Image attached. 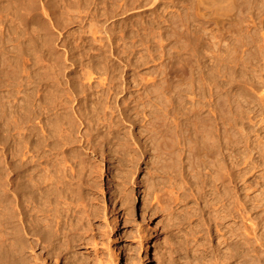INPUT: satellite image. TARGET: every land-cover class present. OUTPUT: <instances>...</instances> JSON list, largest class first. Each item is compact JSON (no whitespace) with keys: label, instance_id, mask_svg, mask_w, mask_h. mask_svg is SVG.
<instances>
[{"label":"rangeland","instance_id":"obj_1","mask_svg":"<svg viewBox=\"0 0 264 264\" xmlns=\"http://www.w3.org/2000/svg\"><path fill=\"white\" fill-rule=\"evenodd\" d=\"M219 84L224 101L218 98ZM111 85L118 87V97L110 96ZM35 89L36 102L45 106L38 115ZM51 102L59 113L71 112L73 129L66 135L76 140L69 138L74 143L57 153L69 156L59 169H66V177L76 171L77 184L74 197L58 196L56 209L46 199L18 192L15 176L20 161L30 165L26 174L36 170V180L50 169V158H41L48 147L43 144L41 151L37 144ZM96 102L107 103L106 113L99 122L93 119L98 125L92 120L93 127L81 126L72 115ZM135 102L147 115L120 122L117 104ZM157 107L170 127L189 123L198 136L212 132L214 139L221 122L229 144L223 155L201 167L188 151L179 160L163 155L164 162L150 147L134 151L126 141L133 132L151 146L144 132ZM102 120H108L106 127ZM33 128L41 133L32 136ZM172 140L165 137L168 151ZM233 141L239 142L238 151ZM20 208L27 226L34 219L54 221L53 235L24 230L27 246L21 254ZM0 218V264H264V0H0Z\"/></svg>","mask_w":264,"mask_h":264},{"label":"bare ground","instance_id":"obj_2","mask_svg":"<svg viewBox=\"0 0 264 264\" xmlns=\"http://www.w3.org/2000/svg\"><path fill=\"white\" fill-rule=\"evenodd\" d=\"M212 1H214V0H212ZM218 1V0H217ZM226 1V0H225ZM221 54V53H220ZM223 60V59H222ZM223 68V67H222ZM221 69V68H220ZM95 76V75H94ZM82 77V76H81ZM80 77V78H81ZM89 77H87L86 79H88ZM96 78V77H95ZM110 78H111V76H110ZM37 79H39V78H37ZM42 79V78H41ZM50 80H51V78H49ZM54 79V78H53ZM83 79H84V76H83ZM85 79V80H86ZM90 79H91V77H90ZM106 79V78H105ZM116 80H117V78H115ZM119 79H121V78H118V81H119ZM44 80H46V78L44 79ZM56 80V79H55ZM59 80V79H58ZM91 80H93V78L91 79ZM96 80H97V78H96ZM95 80V81H96ZM108 80H110V79H108ZM108 80H106V81H103V83L104 82H107ZM112 80V79H111ZM110 80V81H111ZM116 80H115V82H116ZM122 80V79H121ZM37 81V80H36ZM49 81V80H48ZM54 81V80H53ZM77 81V80H76ZM80 81V80H79ZM81 81H83L82 79H81ZM87 81V80H86ZM89 81V80H88ZM100 81V80H99ZM113 81H114V79H113ZM125 81V80H124ZM38 82V81H37ZM51 82V81H50ZM56 82V81H55ZM54 82V83H55ZM58 82V81H57ZM73 82H75V81H73ZM78 82V81H77ZM84 82V81H83ZM82 82V83H83ZM90 82V81H89ZM92 82V81H91ZM97 82V81H96ZM120 82H122V81H120ZM222 82V81H221ZM39 83V82H38ZM37 83V84H38ZM42 83H43V81H42ZM81 83V82H80ZM109 83H111V82H109ZM127 83V82H126ZM36 84V83H35ZM56 84H58V83H56ZM93 84H96V83H94L93 82ZM98 84V83H97ZM99 84H100V82H99ZM102 84V83H101ZM105 84V83H104ZM107 84V83H106ZM113 84H114V82H113ZM117 84V83H116ZM34 85V84H33ZM39 85V84H38ZM41 85V84H40ZM103 85V84H102ZM109 85V84H108ZM118 85V84H117ZM122 85V84H121ZM120 85V86H121ZM127 85V84H126ZM84 86V85H83ZM85 86L87 87V85L85 84ZM97 86V85H96ZM100 86V85H99ZM99 86H97V87H99ZM105 86H107V85H105ZM112 86V88H108V89H110L109 91H110V96H112V94H114V95H116L117 97H118V93H119V90H118V87L116 88V87H113V85H111ZM34 87H38L37 85H34ZM91 87V86H90ZM92 87H94V89L96 88L95 86H93L92 85ZM100 87H103V86H100ZM124 87V86H123ZM128 87V86H127ZM131 87V86H130ZM129 87V88H130ZM134 87V86H133ZM219 87H220V97H218V98H220L219 100H222V101H224L222 98H223V92H222V88L224 87H222L220 84H219ZM75 87H73L72 89H74ZM82 88V87H81ZM84 88V87H83ZM89 88V87H88ZM105 88V87H104ZM121 88V87H120ZM119 88V89H120ZM76 89H78V88H76ZM79 89H80V87H79ZM85 89V88H84ZM92 89V88H91ZM90 89V90H91ZM93 89V90H94ZM99 89V88H98ZM107 89V90H108ZM133 89V88H132ZM101 90H103V89H101ZM106 90V89H105ZM104 90V91H105ZM129 90V89H128ZM72 91V90H71ZM77 91H79V90H77ZM80 91H81V89H80ZM85 92H86V89L84 90ZM83 91V92H84ZM121 91H122V89H121ZM120 91V92H121ZM127 91V90H126ZM138 91V90H137ZM34 92V94H33V98H34V101L36 102L37 101V97H38V89H35V91H33L32 90V93ZM84 92V93H85ZM87 92H88V89H87ZM96 92V91H95ZM106 92V91H105ZM129 92H131V91H129ZM135 92V91H134ZM72 93H75L76 94V91L75 92H72ZM98 93V92H97ZM104 93V92H103ZM107 93H108V91H107ZM69 94L71 95V92H69ZM75 94H73L74 95V97H75ZM77 94H79L80 95V92H78ZM81 94H82V92H81ZM86 94V93H85ZM99 94V93H98ZM102 94V91H101V93H100V95ZM121 94V93H120ZM119 94V95H120ZM124 94V93H123ZM30 95H31V93H30ZM97 95V94H96ZM107 95H109V94H107ZM97 96H99V95H97ZM106 96V94L104 95V97ZM130 96H132V95H130ZM134 96V95H133ZM136 96H139V95H137L136 94ZM31 96H29V98H30ZM40 97V96H39ZM45 97V96H44ZM64 97V96H63ZM65 97H67V96H65ZM73 97V96H72ZM72 97H70V98H72ZM73 97V98H74ZM77 97V96H76ZM75 97V98H76ZM101 97V96H100ZM103 97V98H104ZM108 97V96H107ZM115 97V96H114ZM116 97V98H117ZM139 97H141V96H139ZM42 98V97H41ZM47 98V97H46ZM45 98V99H46ZM55 98V97H54ZM62 98V97H61ZM69 98V99H70ZM109 98H111V97H109ZM122 98V97H121ZM123 98H124V96H123ZM64 99V98H63ZM100 98H98V100H99ZM101 99H102V97H101ZM114 99V98H113ZM113 99H110L111 101L110 102H113L112 100ZM125 99V98H124ZM124 99H123V101H124ZM127 99V98H126ZM125 99V100H126ZM142 100H143V98H141ZM141 99H139V100H141ZM30 100H31V98H30ZM47 101H48V99H46ZM50 100H52L51 98H50ZM75 100V99H74ZM97 100V99H96ZM97 100V101H98ZM103 100V99H102ZM119 100H120V98H119ZM128 100H131V99H128ZM127 100V101H128ZM137 100V99H136ZM32 102H33V100H31ZM38 101H39V98H38ZM42 101L43 100H41V103H42ZM55 101V100H54ZM57 101H58V98H57ZM64 101V100H63ZM68 101V99L66 100V102ZM100 101V100H99ZM104 101V100H103ZM106 101H107V99H106ZM105 101V102H106ZM144 101V100H143ZM31 102V103H32ZM44 102V101H43ZM62 102V101H61ZM69 102V101H68ZM104 102V103H105ZM133 102V101H132ZM141 103H142V101H140ZM31 103H30V106H31ZM39 103V102H38ZM37 102L36 103H34L33 104V114L35 113V115L37 114L38 115V113L39 112H42V110H41V108L43 107V105L42 104H38ZM52 103V102H51ZM96 103H98V102H96ZM115 103V102H114ZM118 103V102H117ZM122 103V102H121ZM128 103V102H127ZM134 103V102H133ZM132 103V104H133ZM138 103V102H137ZM144 103V102H143ZM142 103V104H143ZM146 103V102H145ZM144 103V104H145ZM53 105H51V106H53V108L50 106V104H46L47 106L49 105V107H51V109H50V112H51V114H50V112L48 111V109H49V107L47 108V111L49 112V115H50V118L48 119V122H47V124H45V125H43V127L42 128H44V133L42 132V134H44L41 138H43V140L42 141H40L39 140V138H40V136H39V138L37 139V141H36V144H37V142H38V140H39V142H38V147L39 148H41V146L44 144V148H45V146L46 147H48V149L46 150V151H48V153H46V156H43L41 153V155H42V157L41 158H45V157H48V158H50V160H49V165L50 166H48V167H50V169H49V171H47L46 173H45V175L46 176H44V175H42V176H39V178H38V180H36V178H37V176L38 175H36L35 174V171L33 172H30V173H28V174H26L27 172V170H28V168H30V167H28V166H30V165H28L27 163L25 164L24 162H22V161H20V163L18 164V166H17V169H16V172H15V176H16V181H17V190H18V192H20L22 195H25L27 192L29 193V195H30V198H31V200H33V199H37V197H39V198H41V199H46V201H49L50 202V204L51 205H53V207H55L54 205H56V207H57V205L58 204H60V202H59V200H58V198L59 197H61V196H59L61 193H66L67 194V196L70 198V197H74V191H76V190H74V185L75 184H77V182L75 183L74 181L75 180H77L76 178L77 177H75V173H76V171L73 169V171H75V173L73 174V175H69L70 176V178H69V176H67L66 177V175H65V173H64V171L66 170H62V169H59V168H62L60 165H62L63 163L65 164V161L62 163V161H63V159L64 158H62V156H60L61 158H59L58 157V155H57V153L60 151L59 149H62L63 148V146H65V145H68L72 140H74V139H72L71 137H70V135H69V133H68V135H66L67 134V132L66 131H68V132H70V128H72V125H73V123H74V121L73 122H71V120H70V118L68 117V115L69 114H71V112L70 113H68L67 112V110L64 108L65 107V104L63 105L62 103H61V105H60V107L59 108H63V109H65V113H59L60 111H59V109L58 110H56L57 108H56V106H57V104H55V103H52ZM55 104V105H54ZM69 104V103H68ZM111 103H109V105H110ZM135 104H136V102H135ZM141 104V106H144V104L142 105ZM146 104H148V103H146ZM152 104V103H151ZM221 104H223V103H221ZM28 105V104H27ZM59 105V104H58ZM96 105V104H95ZM98 105V106H97ZM96 106H94V107H92L91 109L90 108H85V111L84 112H79L78 111V113L76 114V113H74L72 116H75V119H76V121L78 120V121H80V125L82 126L83 124L84 125H86V124H88V125H90V126H88L89 128L90 127H93V124H92V126H91V124H89V122H91L92 123V120L94 119H97V121L99 122V116L101 117V114L103 115V114H105L106 113V110L107 109H105L104 107H105V105H106V107H108V105H107V103L106 104H102L101 102H99L98 104H97ZM118 105V108H116V111H118L119 112V116H120V118L119 119H121V121L120 122H122V121H125V122H127V121H129V123L128 124H130L131 122L133 123H135V122H139V120L143 117V115H147V113H145V114H140L141 112L140 111H143L142 109H140L141 107H139V106H137V104L135 105V106H132V107H130L128 104H127V106H122V105H124V103L123 104H121L120 106H119V104H117ZM125 105H126V101H125ZM130 105H131V103H130ZM46 106V107H47ZM114 107H115V105H113ZM29 107V106H28ZM28 107H26V108H28ZM32 107V106H31ZM113 107V108H114ZM134 107V108H133ZM144 107H146V105L144 106ZM164 107V106H163ZM223 107V106H222ZM20 108V107H19ZM23 108H25V107H23ZM67 108V107H66ZM110 108H111V106H110ZM161 108H162V106H161ZM21 109V108H20ZM42 109H45V106H44V108H42ZM81 109V108H80ZM144 109V108H143ZM156 109H158V107L156 108ZM8 110V109H7ZM16 110V109H15ZM24 110V109H23ZM26 110H28V109H26ZM30 110V109H29ZM31 110H32V108H31ZM56 110V112H54ZM61 110V109H60ZM109 110V109H108ZM114 109H112L111 110V113H112V111H113ZM140 110V111H139ZM164 110V109H163ZM167 110V109H166ZM170 110V109H169ZM62 111V110H61ZM68 111H71V110H68ZM75 111V110H74ZM147 111H149V110H147ZM222 111V110H221ZM27 112V111H26ZM32 112V111H31ZM66 112L68 113V114H66ZM110 112V111H109ZM114 112V111H113ZM144 112V111H143ZM163 111L162 110H154L153 111V113H151V115H150V117H151V119H152V117H153V120H155L154 122H151V123H153V125L152 124H150L149 122V125H148V128H149V126L150 125H152V127H150V130L149 131H145L144 133H146V134H148L150 137H148V138H150V140H151V146H148V145H144V143H142V136H141V138L140 137H136V136H134L133 134H136V133H131L132 135H131V137H129L128 135V137H129V139H126V141H127V144L131 147L132 145H134V148L136 147V149H133L134 151H137V153H139V150L140 151H142L143 153H145V151H148V150H146L147 148H149L150 147V149H154V152L156 151L157 152V160H160V161H163L162 160V157H163V155H165L164 157H166V156H168V158L169 159H176V160H179V159H181L182 157H184L185 156V154H186V152L188 151L189 152V155L191 156V158H192V160L193 159H195V161L197 160V162H198V164H199V166H203V165H205V164H207V161H208V159L211 157V156H217L218 158L220 157V156H222L223 154V152H222V149L228 144L227 142H226V140H224V134H223V131H224V126H223V124L221 123V122H219V124H217L218 126H217V128H215L216 129V134H215V138L213 139V136H211V135H213V133L212 132H210V133H212V134H210L209 132H207V134H202V136H198V134L197 135H194L193 134V132L191 131L192 129H193V127H192V129H189V128H187L188 127V124L186 123V125L187 126H184L183 124L182 125H179L178 124V126H176V127H170L171 125H168V123H165V121H164V119H161L160 117H161V115L159 116V114L160 113H162ZM171 112V111H170ZM220 112V111H219ZM18 113L21 115V111H18ZM44 113V112H43ZM46 113V112H45ZM115 113V112H114ZM150 113V112H149ZM217 113V112H216ZM92 114V115H91ZM108 114V113H107ZM116 114V113H115ZM165 114V113H164ZM172 114V113H171ZM221 114V113H220ZM39 115H41V113L39 114ZM44 115L45 114H43V117H44ZM47 115H48V113H47ZM109 115V114H108ZM108 115H106V116H108ZM23 116V115H22ZM27 116V115H26ZM25 116V117H26ZM28 116H31V114H29ZM46 116V115H45ZM98 117V118H95V117ZM105 116V115H104ZM111 117L113 116V115H110ZM110 116H109V118H110ZM118 116V117H119ZM165 116V115H164ZM167 116V115H166ZM217 116V115H216ZM41 117V116H40ZM103 117V116H102ZM114 117V116H113ZM145 117V116H144ZM170 117V116H169ZM34 118H37V116H35ZM104 119H107V118H105V117H103ZM147 118V117H146ZM165 118V117H164ZM167 118V117H166ZM20 119H21V116H20ZM24 119V118H23ZM27 119H29V117L27 118ZM38 119V118H37ZM40 119V118H39ZM46 119V118H45ZM99 119V120H98ZM111 119V118H110ZM119 119H117V121L119 120ZM144 119V118H143ZM148 119V118H147ZM146 119V120H147ZM169 119V118H168ZM210 118L208 117V120H209ZM33 120V119H32ZM93 120V121H94ZM145 120V119H144ZM148 120H150V119H148ZM26 121V120H25ZM35 121V120H34ZM44 121V120H43ZM42 121V122H43ZM89 121V122H88ZM97 121H94V124H95V122H96V124L98 125V123H97ZM108 121V120H107ZM106 120H105V122H107ZM112 121H115V119L114 120H112ZM169 121V120H168ZM30 122H33V121H31V117H30ZM66 122H69L70 124H71V126L69 127V125H67L66 124ZM102 122H103V120H102ZM105 122H103L104 124H105ZM111 122V121H110ZM142 122H145V121H142L141 120V122L140 123H142ZM180 122V121H179ZM77 123V124H78ZM102 123V124H103ZM169 123H170V121H169ZM172 123V122H171ZM28 124V123H27ZM43 124V123H42ZM101 124V125H102ZM118 124V123H117ZM116 124V125H117ZM121 124H125V123H121ZM139 124V123H138ZM147 124V123H146ZM145 124V125H146ZM21 125V124H20ZM29 125V124H28ZM34 125H37V124H34ZM75 125V124H74ZM79 125V126H80ZM83 125V126H84ZM100 125V124H99ZM114 125V124H113ZM142 125V124H141ZM172 125H174V124H172ZM78 126V127H79ZM103 126V125H102ZM125 126H127V125H124V127ZM133 126V125H132ZM139 126V125H138ZM208 126V125H207ZM21 127V126H20ZM19 127V128H20ZM31 127V126H30ZM34 127V126H33ZM76 127H77V125H76ZM86 127H87V125H86ZM87 127V128H88ZM104 127H106V124L104 125ZM108 127H110V129H111V126H108ZM142 127V126H141ZM145 127V126H144ZM17 128V127H16ZM83 128H85V127H83ZM95 129H97L96 128V126L94 127ZM120 128H123V126L122 125H120V126H118V128L117 129H119V130H117V131H119V132H121V131H123L122 129H120ZM205 128V127H204ZM37 129V128H36ZM73 129V128H72ZM93 129V128H92ZM107 130H108V128H106ZM147 129V128H146ZM189 129V130H188ZM196 129V128H195ZM199 129V128H198ZM208 129H210V128H208ZM207 129V130H208ZM78 130H81V129H78ZM86 130L87 129H85V133L83 134V136L82 137H84V135H86V133L88 132H86ZM91 130V129H90ZM112 130V129H111ZM43 131V130H42ZM95 130H93V132H94ZM109 131V130H108ZM107 131V132H108ZM113 131V130H112ZM140 131H142V130H139V132ZM196 131H199V130H196ZM196 131H195V133H196ZM201 131H204V130H201ZM213 131V130H212ZM96 132H97V130H96ZM106 132V133H107ZM109 132H111V131H109ZM205 132V131H204ZM214 132V131H213ZM31 133L33 134L32 136H36V133H37V131H36V133H35V128H33L32 129V131H31ZM39 133H41V131L39 132ZM39 133H37V135H39ZM97 133H99V131L97 132ZM103 133V132H102ZM105 133V132H104ZM105 133V134H106ZM112 133V132H111ZM110 133V134H111ZM141 133V132H140ZM140 133H139V136H140ZM142 133H143V131H142ZM198 133V132H197ZM109 134V133H108ZM116 134V133H115ZM124 134V133H123ZM125 134H126V132H125ZM128 134V133H127ZM31 135V134H30ZM74 135H75V133H74ZM76 135H77V133H76ZM80 135H82V134H80ZM94 135V134H93ZM97 135V134H96ZM112 135V134H111ZM110 135V136H111ZM147 135V136H148ZM169 135V137L171 138V139H173L172 140V143H173V145H172V147L170 148V147H168V149L170 148V150L168 151L166 148V145L167 144H165V137H167ZM204 135V136H203ZM72 136H73V134H72ZM79 136V135H78ZM100 136H106V135H101L100 134ZM113 136V135H112ZM197 136V137H196ZM30 137V136H29ZM76 137V136H75ZM86 137V136H85ZM97 137H98V135H97ZM126 137V136H125ZM40 138V139H41ZM69 138H71L72 140H70ZM74 138V137H73ZM78 138V137H77ZM80 138V137H79ZM87 138V137H86ZM103 138V137H102ZM107 138H108V141H109V137H106V139H104L105 141L107 140ZM117 138V137H116ZM122 138V137H121ZM127 138V137H126ZM146 138V137H145ZM226 138V137H225ZM237 138V137H236ZM242 138V137H241ZM24 139V138H23ZM31 139V138H30ZM33 139V138H32ZM35 139V138H34ZM81 139V138H80ZM90 140H91V138H89ZM97 139V138H96ZM113 139L115 140V136L113 137ZM124 139V138H123ZM168 139V138H167ZM28 140H29V138H28ZM36 140V139H35ZM34 140V141H35ZM88 140V139H87ZM144 140V139H143ZM211 140H213L211 143H210V141ZM235 140V139H234ZM70 141V142H69ZM74 141H76V140H74ZM74 141L72 142V143H70V145L71 144H73L74 143ZM78 141H79V139H78ZM97 141V140H96ZM123 141V140H122ZM125 141V140H124ZM238 141V140H237ZM27 142V141H26ZM31 142H32V140H31ZM80 142H82L83 143V141H80ZM98 142V144H100L99 143V140L97 141ZM96 142V143H97ZM113 142V141H112ZM117 142V141H116ZM115 142V143H116ZM145 142V141H144ZM167 142V141H166ZM233 142H236V141H233ZM77 143V142H76ZM86 143V142H85ZM92 143V142H91ZM111 143V142H110ZM110 143H106V144H110ZM123 143V142H122ZM125 144H126V142H124ZM237 143H239V142H236V146H234V148H235V151H238L239 150V148H238V146H239V144L237 145ZM32 144V143H31ZM46 144V145H45ZM102 144V143H101ZM121 144V143H120ZM231 144H233V143H231ZM18 145V144H17ZM30 145V144H29ZM36 145V146H37ZM69 145V146H70ZM82 145H84V144H82ZM86 146L88 145V144H85ZM84 145V146H85ZM97 145V144H96ZM117 145H119V144H117ZM229 145V144H228ZM92 146V145H91ZM98 146V145H97ZM102 146V145H101ZM106 146H108V145H106ZM105 146V147H106ZM121 146V145H120ZM124 146V145H123ZM145 146V147H144ZM168 146V145H167ZM170 146V145H169ZM232 146V147H233ZM30 147V146H29ZM35 147V146H34ZM38 147H35V148H38ZM94 147V149H95V146H93ZM180 147H182V148H180ZM194 147H197V149L199 148V152L197 153V152H194L195 154H192V152H193V149H194ZM31 148H33V146L31 147ZM43 148V147H42ZM42 148H41V151H42ZM44 148H43V150H44ZM67 148H69L68 146H67ZM104 148V147H103ZM125 148V147H124ZM86 149H87V147H86ZM88 149H90V148H88ZM87 149V150H88ZM93 149V150H94ZM98 149H99V147H98ZM98 149H96L97 151L96 152H98ZM106 149V148H105ZM127 149H130V148H127ZM196 149V148H195ZM21 150V149H20ZM34 150V149H33ZM35 150H37V149H35ZM59 150V151H58ZM102 150H104V149H102ZM123 150V149H122ZM132 150V149H131ZM63 151V150H62ZM101 151V150H100ZM119 151H121V149L119 150ZM118 151V152H119ZM127 151V154H128V152H129V150H126ZM190 151H192L191 153H190ZM198 151V150H197ZM33 152H36V151H33ZM45 152V151H44ZM56 152V154H54ZM61 152V151H60ZM95 152V151H94ZM95 152V153H96ZM133 152V151H132ZM32 153V152H31ZM64 153V152H63ZM94 153V154H95ZM120 153V152H119ZM136 153V152H135ZM148 153V152H147ZM236 154V157H238L240 154L238 153V152H235ZM37 154V153H36ZM62 154V153H61ZM66 154V153H65ZM125 154H126V152H125ZM126 154V155H127ZM239 154V155H238ZM38 155V154H37ZM45 155V154H44ZM55 155H57V158H55ZM62 155H64V154H62ZM79 155V154H78ZM120 155V154H119ZM123 155V154H122ZM234 155V156H235ZM33 156H35V155H33ZM65 156H67V154L65 155ZM125 156V155H124ZM128 156H129V154H128ZM130 156H132L131 155V153H130ZM134 156V155H133ZM136 156H137V154H136ZM140 156V155H139ZM154 156H155V154H154ZM64 157V156H63ZM69 156H67V158H68ZM126 158H127V156H125ZM188 157V156H187ZM240 157V156H239ZM41 158H39L40 160H43V159H41ZM66 158V159H67ZM131 158V157H130ZM137 158V157H136ZM136 158H135V160L134 161H136ZM168 158H166V159H168ZM33 159H34V157H33ZM37 159V158H36ZM36 159H34V161L36 162ZM66 159H64V160H66ZM69 159V158H68ZM77 159V158H76ZM78 159H79V157H78ZM128 159V158H127ZM165 159V160H166ZM189 159V158H188ZM39 160V161H40ZM129 160H133V159H129ZM156 160V161H157ZM235 160H237L236 161V164H237V162H238V159H235ZM32 161V160H31ZM37 161H38V159H37ZM38 161V162H39ZM67 161V160H66ZM74 161V160H73ZM77 161V160H76ZM159 161V162H160ZM167 161V160H166ZM194 161V162H195ZM215 161V160H214ZM44 163L45 162H47L46 160L45 161H43ZM69 162H71V161H69ZM164 162V161H163ZM182 162V161H181ZM30 163V162H29ZM72 163V162H71ZM162 163V162H161ZM223 163V162H222ZM31 164V163H30ZM67 164V163H66ZM75 164V163H74ZM77 164V163H76ZM37 165V164H36ZM36 165H32L31 167L32 168H34V167H36ZM71 165H73V164H71ZM80 165V164H79ZM78 165V166H79ZM156 165V164H155ZM158 165V164H157ZM175 165V164H174ZM212 165V164H211ZM34 166V167H33ZM39 166V165H38ZM67 166V165H66ZM66 166H64L63 168H66ZM77 166V165H76ZM173 166V165H172ZM221 166V165H220ZM239 166V165H238ZM31 168V169H32ZM44 168V167H43ZM74 168V167H73ZM79 168H80V166H79ZM199 168V167H198ZM72 169V168H71ZM82 169H84V168H82ZM77 170V169H76ZM80 170V169H79ZM164 170V169H163ZM29 171V170H28ZM72 171V172H73ZM81 171V170H80ZM79 171V172H80ZM38 172V171H37ZM66 172V171H65ZM78 172V171H77ZM78 172V173H79ZM77 173V174H78ZM3 175H5V174H3ZM8 176V175H7ZM36 176V177H35ZM239 176V175H238ZM48 177V178H47ZM178 177V176H177ZM69 178V179H68ZM241 178V177H240ZM7 179V178H6ZM68 179V180H67ZM10 181H11V179H10ZM4 182H6V180H4ZM79 183V182H78ZM5 184V183H4ZM6 185V184H5ZM9 184L7 183V185L6 186H8ZM81 185V184H80ZM4 186V185H3ZM78 187V186H77ZM5 188V187H4ZM3 190V189H2ZM5 191H7V190H5ZM4 192V191H3ZM4 193H6V192H4ZM27 193V194H28ZM6 195V194H5ZM4 195V196H5ZM18 195V194H17ZM22 195H19L18 196V198L17 199H19V200H21V196ZM59 196V197H58ZM65 197V196H64ZM24 198V197H23ZM64 199V198H63ZM62 199V200H63ZM9 200V199H8ZM38 200V199H37ZM42 201V200H41ZM40 201V202H41ZM236 201V200H235ZM4 202V201H3ZM44 202H45V200H44ZM57 202H59V203H57ZM237 202V201H236ZM235 202V204H237ZM22 203V202H21ZM34 203H36V202H34ZM33 203V204H34ZM46 204H47V202H46ZM19 205V207H20V204H18ZM62 205V204H61ZM23 206V205H22ZM60 206V205H59ZM236 206V205H235ZM238 206V205H237ZM17 207V206H16ZM50 207V206H49ZM56 207H55V209H56ZM232 209V208H231ZM235 209H237V208H235ZM49 210V209H48ZM230 210V209H229ZM239 210V209H238ZM5 211V210H4ZM234 210H232V212H233ZM236 211V210H235ZM234 211V212H235ZM45 212V211H44ZM49 212V211H48ZM48 212H46L47 213V215H48ZM60 212V211H59ZM63 212V211H62ZM66 212V211H65ZM232 212H231V214H232ZM227 213V212H226ZM229 213V212H228ZM58 214V213H57ZM225 214V213H224ZM230 214V213H229ZM236 214H237V212H236ZM23 212H22V209L20 208V211H18V217H17V223H18V226L21 228V230L19 231V233L21 234L20 236H21V238L20 237H18V242H19V244H18V250H19V252H20V254L23 252L24 253V248H25V246H27V244H26V239H24V236H25V234H24V230H27L28 231V233L29 234H31V236L33 235V236H36V235H39L40 236V233H43L44 235V237H46L47 235H53L54 234V229H52L53 228V224H52V222H54V221H49V219H48V221L45 219V223H43L42 224V222L40 223V220H38V219H34V220H32V221H30L29 222V226H27V224H25V223H27V222H25L24 223V218L25 217H23ZM55 215V214H54ZM241 215V214H240ZM223 216V215H222ZM228 216V215H227ZM230 216V215H229ZM5 217V216H4ZM33 217V216H32ZM45 217V216H44ZM48 217V216H47ZM226 217V216H225ZM240 217V216H239ZM1 219V218H0ZM222 219V218H221ZM226 219H227V217H226ZM225 219V220H226ZM42 220V219H41ZM44 220V219H43ZM58 220V219H57ZM224 220V219H223ZM0 221H2V220H0ZM236 222V221H235ZM60 223V222H59ZM57 224V223H56ZM55 226V225H54ZM237 225H235V228L234 229H239V227H236ZM59 227V226H58ZM19 228V229H20ZM44 228V229H43ZM64 228V227H63ZM43 229V230H42ZM233 229V230H234ZM18 230V229H17ZM58 230H60V229H58ZM9 231V230H8ZM26 231V232H27ZM237 231V230H236ZM62 232V231H61ZM61 232H59V233H61ZM234 232L235 231H233V234H234ZM227 233V232H226ZM264 233V232H263ZM18 234V233H17ZM238 234H239V230H238ZM58 235V234H57ZM235 235H237V234H235ZM241 235V234H240ZM3 236V235H2ZM41 237V236H40ZM242 238V237H241ZM3 239V238H2ZM247 244V243H246ZM245 243H244V245H246ZM10 246V245H9ZM8 246V247H9ZM16 247V246H15ZM237 248H238V246H236ZM235 248V247H234ZM248 248V247H247ZM3 249V248H2ZM236 249V248H235ZM240 249V248H239ZM242 249L243 248H241L240 250H241V252L243 253V251H242ZM249 249V248H248ZM17 250V251H18ZM25 250H26V248H25ZM237 250V249H236ZM244 251H246V250H244ZM234 252V251H233ZM236 252V251H235ZM246 252H248V251H246ZM245 253V252H244ZM235 254V253H234ZM234 254H232V255H234ZM237 254V253H236ZM244 255H248L247 253H245ZM238 256V255H237ZM236 256V257H237ZM240 257H241V253H240V255H239ZM243 257V256H242ZM9 258V257H8ZM8 263H10V262H8Z\"/></svg>","mask_w":264,"mask_h":264}]
</instances>
